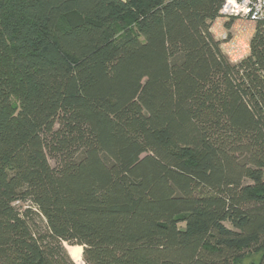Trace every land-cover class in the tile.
<instances>
[{"label":"trees","instance_id":"1","mask_svg":"<svg viewBox=\"0 0 264 264\" xmlns=\"http://www.w3.org/2000/svg\"><path fill=\"white\" fill-rule=\"evenodd\" d=\"M224 1L0 0V264H264V22L232 64Z\"/></svg>","mask_w":264,"mask_h":264},{"label":"rangeland","instance_id":"2","mask_svg":"<svg viewBox=\"0 0 264 264\" xmlns=\"http://www.w3.org/2000/svg\"><path fill=\"white\" fill-rule=\"evenodd\" d=\"M227 22L231 23L229 30L224 28V25ZM210 31L214 38L221 42L222 52L225 54L227 59L232 64H235L244 59L249 54V42L254 34L255 25L245 20H227L218 17L212 23ZM49 162L51 166H54V162L52 160ZM260 258L261 254H250L236 264H257ZM82 264H84L83 260Z\"/></svg>","mask_w":264,"mask_h":264},{"label":"built area","instance_id":"3","mask_svg":"<svg viewBox=\"0 0 264 264\" xmlns=\"http://www.w3.org/2000/svg\"><path fill=\"white\" fill-rule=\"evenodd\" d=\"M218 17L245 20L256 25L264 22V0H225Z\"/></svg>","mask_w":264,"mask_h":264},{"label":"bare ground","instance_id":"4","mask_svg":"<svg viewBox=\"0 0 264 264\" xmlns=\"http://www.w3.org/2000/svg\"><path fill=\"white\" fill-rule=\"evenodd\" d=\"M65 250L74 264H82V248L79 246L64 245Z\"/></svg>","mask_w":264,"mask_h":264}]
</instances>
